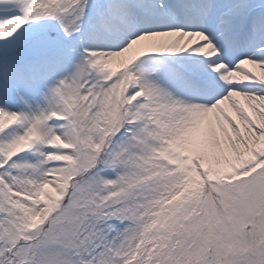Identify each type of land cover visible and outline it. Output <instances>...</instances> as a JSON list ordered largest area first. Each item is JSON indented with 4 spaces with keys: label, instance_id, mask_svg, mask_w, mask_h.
<instances>
[{
    "label": "rangeland",
    "instance_id": "obj_1",
    "mask_svg": "<svg viewBox=\"0 0 264 264\" xmlns=\"http://www.w3.org/2000/svg\"><path fill=\"white\" fill-rule=\"evenodd\" d=\"M170 18L163 0H0V264H264V156L227 173L264 127L196 155L126 138L145 79L179 64ZM109 21L118 36L96 30ZM129 40L136 54L111 59Z\"/></svg>",
    "mask_w": 264,
    "mask_h": 264
},
{
    "label": "bare ground",
    "instance_id": "obj_2",
    "mask_svg": "<svg viewBox=\"0 0 264 264\" xmlns=\"http://www.w3.org/2000/svg\"><path fill=\"white\" fill-rule=\"evenodd\" d=\"M251 2L252 0H227L226 8L234 18L239 13L245 15ZM211 7L213 12L210 15L205 13L203 22L199 23L201 31L168 30L166 34L170 39H163L161 43L166 47L170 42V47L167 45V48L174 53L179 64L204 81L194 80L193 86L185 87L183 80L189 77L186 74L182 77L177 73L175 65L168 64L162 66L157 74L147 77L143 85V101L133 109L136 122L126 131V138L131 140L132 145L135 142L148 143L162 135L173 147L196 155L198 152L220 149V146L229 141L226 137L230 133L246 136L254 127H264V86L256 85H261L264 80V56L249 59L260 80L248 74L244 76L247 78L245 81L235 80L237 74L234 71L240 68L237 66L232 70L234 59L227 52V39L220 35L217 27L220 7L216 3H212ZM113 9L121 16V10L116 7ZM241 21L243 26H250L251 22V31L255 37L264 41V24L257 11L247 18H241ZM104 25L114 32L115 26L111 21L101 22L97 26L100 28ZM88 35L90 45H103L99 32L91 30ZM216 49L221 51L220 55ZM137 50L136 42L129 40L128 45L119 51H110L109 56L111 59L125 61L135 55ZM249 53L250 51L245 54ZM218 58L222 61L218 62ZM142 69L145 70V64ZM252 143L251 148L256 156L245 157L243 163L227 173L234 176L246 169L251 172L256 169L255 162L264 156V133Z\"/></svg>",
    "mask_w": 264,
    "mask_h": 264
}]
</instances>
